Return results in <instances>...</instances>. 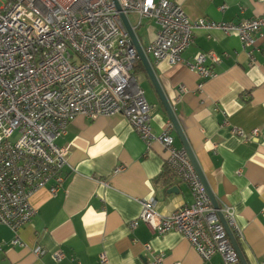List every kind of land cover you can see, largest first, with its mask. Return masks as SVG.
Returning <instances> with one entry per match:
<instances>
[{
	"label": "crops",
	"instance_id": "obj_1",
	"mask_svg": "<svg viewBox=\"0 0 264 264\" xmlns=\"http://www.w3.org/2000/svg\"><path fill=\"white\" fill-rule=\"evenodd\" d=\"M173 1L191 21L238 23L264 11V0ZM126 19L135 26V16ZM157 28L143 19L135 29L142 50L155 39ZM192 34L182 58L193 62L198 52L213 53L220 59L212 67L213 77L201 79L183 64L146 58L208 191L219 206L234 210L238 233L231 232L245 263L263 264L264 33L254 34L247 48L235 34L206 29ZM134 77L150 105L151 131L159 135L170 119L139 58ZM233 129H258V142H245ZM171 136L174 146L183 148L174 128ZM56 145L70 147L61 188L54 195L40 189L29 198L36 215L17 231L22 246L13 245L14 232L0 225V264H98L101 253L108 264H223L219 255L202 261L178 232L157 236L142 222L130 228L148 197H154L155 210L164 216L193 198L166 167L162 146L153 142L147 147L125 117L77 116ZM171 188L175 191L168 193ZM36 249L44 254L37 256ZM56 252L63 255L60 261L53 258Z\"/></svg>",
	"mask_w": 264,
	"mask_h": 264
},
{
	"label": "built area",
	"instance_id": "obj_2",
	"mask_svg": "<svg viewBox=\"0 0 264 264\" xmlns=\"http://www.w3.org/2000/svg\"><path fill=\"white\" fill-rule=\"evenodd\" d=\"M3 0L0 5V225L15 234L13 245L22 246L17 231L36 215L29 198L48 188L54 195L68 166L69 146L58 147L68 125L77 117L126 118L149 147L159 143L167 152L166 167L190 190L193 202L164 216L155 210L154 197L142 200L139 222L161 236L180 233L200 259L219 255L223 264H241L218 213L231 231H237L232 207L215 209L186 151L173 144L171 122L159 135L150 128V105L134 77L138 60L120 14L133 15L136 24L153 21L155 39L143 50L156 63L183 64L201 79L214 76L220 62L213 53L198 52L193 62L182 55L195 29L235 34L242 48L253 35L264 33L261 16L238 23L191 21L173 0ZM222 9V8H221ZM209 65H206V63ZM182 91L183 88L181 87ZM18 135L15 142L10 139ZM245 142H258L260 133L233 129ZM121 168L115 169L114 173ZM103 185L106 182L101 181ZM148 248V246H145ZM37 256L44 254L36 249ZM60 261V252L53 254ZM161 257H155L160 262ZM98 264H108L104 253ZM264 264V263H263Z\"/></svg>",
	"mask_w": 264,
	"mask_h": 264
},
{
	"label": "water",
	"instance_id": "obj_3",
	"mask_svg": "<svg viewBox=\"0 0 264 264\" xmlns=\"http://www.w3.org/2000/svg\"><path fill=\"white\" fill-rule=\"evenodd\" d=\"M112 1H113L114 5H115L116 9L119 10V6L117 4V1L116 0H112ZM120 18H121V21H122L125 29L127 30L128 34H129L130 41H131L133 47L136 50L137 56H138L139 60L141 61V63L143 64L145 72H146L148 78L150 79L151 84H152V86H153L158 98L160 99V101H161V103H162V105H163V107H164V109H165V111H166V113H167V115H168V117L170 119V122H171V124H172V126H173V128H174V130H175V132H176V134H177L182 146H183V149L186 151V153H187V155H188V157H189V159H190V161H191V163H192V165H193V167H194L199 179L201 180L204 188L207 191V194H208V196L210 198L212 206L215 209H218L219 208L218 203L215 200V198L211 195V193L208 191V189H207V187H206V185L204 183L202 174H201V172H200V170H199V168L197 166V163H196V161L194 159V156H193V154H192V152H191V150H190V148H189V146H188V144H187V142H186V140H185V138H184V136L182 134V131H181V129H180V127H179V125H178V123L176 121L174 113L172 112L168 102L166 101V99H165V97H164V95L162 93V90H161V88H160V86H159V84H158V82L156 80V77H155V75H154V73H153V71H152V69H151V67H150V65L148 63L146 55L144 54V52H143V50H142V48H141V46H140V44L138 42V39H137L134 31L132 30L131 26L128 24L125 15L120 14ZM174 191H175V188H171L168 191V193H171V192H174ZM218 217H219L221 223L223 224V226L225 228L227 236H228V238H229V240L231 242V245L233 246V248H234V250H235V252H236V254H237V256H238V258L240 260V263L241 264H246L242 254H241V252L239 250L238 244H237V242H236V240H235V238H234V236H233V234L231 232V230L226 225V223H225V221H224V219H223V217L221 216L220 213H218Z\"/></svg>",
	"mask_w": 264,
	"mask_h": 264
},
{
	"label": "rangeland",
	"instance_id": "obj_4",
	"mask_svg": "<svg viewBox=\"0 0 264 264\" xmlns=\"http://www.w3.org/2000/svg\"><path fill=\"white\" fill-rule=\"evenodd\" d=\"M2 1H3V0H0V5H1ZM17 138H18V135L15 133V134L11 137L10 141H11V142H15V141L17 140Z\"/></svg>",
	"mask_w": 264,
	"mask_h": 264
}]
</instances>
